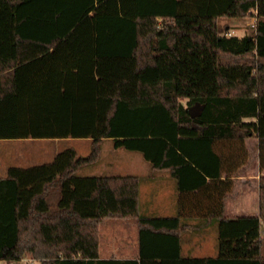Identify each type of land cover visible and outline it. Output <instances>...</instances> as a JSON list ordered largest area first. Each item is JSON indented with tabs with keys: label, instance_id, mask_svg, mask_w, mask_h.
I'll return each instance as SVG.
<instances>
[{
	"label": "trees",
	"instance_id": "trees-1",
	"mask_svg": "<svg viewBox=\"0 0 264 264\" xmlns=\"http://www.w3.org/2000/svg\"><path fill=\"white\" fill-rule=\"evenodd\" d=\"M263 4L0 0V139L91 140L85 155L69 146L0 176V259L264 264V174L259 214L224 215L235 175L249 159L248 138L258 139L264 167ZM256 8L249 31L227 35L221 17ZM105 138L176 177L177 214L143 212L137 174L79 173L101 159ZM203 200L213 206L200 207ZM186 201L199 215L218 217L217 257L181 256ZM108 217L137 220L139 259L100 257L99 226ZM169 247L171 256L160 252Z\"/></svg>",
	"mask_w": 264,
	"mask_h": 264
},
{
	"label": "crops",
	"instance_id": "crops-1",
	"mask_svg": "<svg viewBox=\"0 0 264 264\" xmlns=\"http://www.w3.org/2000/svg\"><path fill=\"white\" fill-rule=\"evenodd\" d=\"M256 9H254L252 12H254ZM254 15V17L257 19L258 13L255 12ZM238 29L239 28H236L235 30ZM234 34L241 36L245 33L235 32ZM247 145L250 149L249 159L247 163H245L236 173L235 185L232 191L225 198V216L233 217L239 215L259 214V178L261 174H264V167H261L260 165L258 139L255 137L248 138ZM148 163L149 165L147 166L145 164L147 170L144 173L127 172L117 174H137L141 176L142 180L140 184V200L141 209L143 212L161 216H171L177 214L179 210V190L176 177L173 176L169 170L154 169L149 161ZM142 187L144 189V198L141 195ZM185 205L187 207V215L182 216V221L187 225L181 232V256L185 258L217 257L219 254L218 217L203 214L199 215L197 211H193L196 210L194 209L193 202L186 201ZM199 206H213V202L203 200ZM204 211L205 210L202 212ZM121 219L124 220H121L115 224L110 223L108 227H104L102 230L101 223L103 220L101 221L99 226V255L101 258L139 259L140 251L138 222L135 218ZM160 252L166 253V255L170 256L174 253L170 247L161 249ZM261 254L264 256L262 253V245ZM169 258L171 259V257ZM31 261L34 263L36 259L32 258ZM224 263L225 262H217V264ZM168 264L174 263L168 262Z\"/></svg>",
	"mask_w": 264,
	"mask_h": 264
},
{
	"label": "rangeland",
	"instance_id": "rangeland-1",
	"mask_svg": "<svg viewBox=\"0 0 264 264\" xmlns=\"http://www.w3.org/2000/svg\"><path fill=\"white\" fill-rule=\"evenodd\" d=\"M261 5V4H260ZM262 6V5H261ZM264 7V4H263ZM260 13L259 9L247 16H223L220 21L223 24H229L226 33L231 35L235 32L246 33L255 24L256 18L254 13ZM234 28V29H233ZM239 28L238 30H235ZM182 101L186 103V99ZM74 146L80 155L90 152L91 140L89 138L80 137H63V138H1L0 139V175L6 174L10 165L28 166L50 161L62 149ZM101 159L91 165L82 167L80 174H117L127 172H146L149 165L143 154L138 150L115 148L112 138H105L102 143ZM115 148V151H114ZM144 164V165H143ZM141 195L144 198V189L142 187ZM121 220L117 217H108L103 219L101 230L108 225L115 224ZM262 253L264 255V224L262 228ZM31 257L26 255L21 260L0 259V264H38L34 263Z\"/></svg>",
	"mask_w": 264,
	"mask_h": 264
},
{
	"label": "water",
	"instance_id": "water-1",
	"mask_svg": "<svg viewBox=\"0 0 264 264\" xmlns=\"http://www.w3.org/2000/svg\"><path fill=\"white\" fill-rule=\"evenodd\" d=\"M195 108H190V112L193 113Z\"/></svg>",
	"mask_w": 264,
	"mask_h": 264
},
{
	"label": "built area",
	"instance_id": "built-area-1",
	"mask_svg": "<svg viewBox=\"0 0 264 264\" xmlns=\"http://www.w3.org/2000/svg\"><path fill=\"white\" fill-rule=\"evenodd\" d=\"M227 35L229 36V35H231L230 33H227Z\"/></svg>",
	"mask_w": 264,
	"mask_h": 264
}]
</instances>
